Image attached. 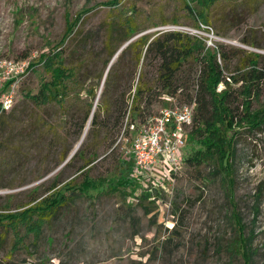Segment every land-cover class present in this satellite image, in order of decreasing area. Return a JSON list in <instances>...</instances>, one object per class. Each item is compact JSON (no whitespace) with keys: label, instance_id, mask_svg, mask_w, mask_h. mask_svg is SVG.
I'll use <instances>...</instances> for the list:
<instances>
[{"label":"rangeland","instance_id":"rangeland-1","mask_svg":"<svg viewBox=\"0 0 264 264\" xmlns=\"http://www.w3.org/2000/svg\"><path fill=\"white\" fill-rule=\"evenodd\" d=\"M198 12L205 16L199 27ZM127 16L136 33L118 43L107 62L106 46L117 45L109 27ZM157 30L212 34L232 57L230 73L254 54L264 69V0H0V69L11 62L18 70L12 75H21L11 106L0 112V212L25 209L33 197L52 192L64 199L38 237L20 224L22 243L11 253L8 233L0 264H245L234 212L244 227L248 264H264V126L241 129L236 137L231 197L211 162L190 167L184 160L177 169L158 165L151 179L134 176L128 149L140 124L131 113L119 133L84 138L81 154L65 162L82 135H76L80 118L89 104L94 109L99 103L110 61L131 41ZM75 35L90 37L85 61L65 63L77 67L75 84L63 102L36 105L25 93L35 94L50 79L40 55L67 47ZM130 57L126 52L117 67L127 71ZM198 70L184 72L191 93ZM163 98L153 103L151 116L175 105ZM262 105L264 89L252 99V109ZM199 147L186 137L184 158Z\"/></svg>","mask_w":264,"mask_h":264},{"label":"trees","instance_id":"trees-1","mask_svg":"<svg viewBox=\"0 0 264 264\" xmlns=\"http://www.w3.org/2000/svg\"><path fill=\"white\" fill-rule=\"evenodd\" d=\"M213 1L209 0V3ZM187 8L189 12L194 13L189 5ZM204 17L203 12L195 15L198 27L197 22H201ZM72 30V27L69 28L67 34ZM136 30L134 22L128 16L121 22L112 23L109 32L116 33L117 45L110 48L106 46L107 62L118 43L134 36ZM89 38L84 36L80 39L75 35L67 47L59 46L40 55L39 59L50 79L43 81L35 94L26 92L25 96L38 106L63 102L70 90L69 86L75 84L77 76V67L69 65L77 66L76 62L82 64L85 61V45ZM224 48L225 46L217 44L215 50L205 49L201 39L180 30H157L152 34L141 35L128 43L118 59L112 63L101 89L99 103L94 109L92 104L88 105L77 124L76 135L80 136L83 132L91 113L85 140L99 136L103 131L119 133L128 113H131L133 121L137 119L138 124L145 122L152 115L153 103L164 100L163 97H173L178 104L194 102L193 123L185 136L189 140L197 141L200 147L184 160L190 167L213 163L222 174V182L227 185L226 189L231 197L234 180L232 158L236 137L241 129L252 130L264 126V105L256 110L252 109V99H256L264 89V69L257 66L259 54H254V58L241 61L239 68L230 73L232 57L226 55ZM126 52L131 53V57L129 67L124 71L117 66L122 64L121 58ZM66 62L69 63L68 66L65 65ZM140 63L141 69L137 73ZM32 66L33 64H30L28 67ZM196 67H199V70L195 84L192 83L194 92L191 93L190 83H187L189 79L184 76V72L188 70L191 75L192 71H196ZM227 71L229 73L226 75ZM136 74L138 77L134 83ZM219 84L224 85L220 90ZM232 84L238 85L237 88L232 89ZM92 93L91 91L90 94ZM238 101L240 110L236 105ZM83 148L84 142L71 159L79 156ZM89 162L91 160L79 166L78 170H82ZM55 184H52L53 188ZM259 193L261 188L258 189L257 197ZM63 202L61 192H52L41 198L33 197L28 202L32 204L25 209L0 212V249L5 245L9 232L13 237L10 253L22 243L20 224L27 232H32L35 238L38 237L43 224L49 218L51 220ZM231 203L234 204L233 201ZM233 218L238 231L239 252L244 257L245 264H248L244 227L235 212Z\"/></svg>","mask_w":264,"mask_h":264},{"label":"built area","instance_id":"built-area-1","mask_svg":"<svg viewBox=\"0 0 264 264\" xmlns=\"http://www.w3.org/2000/svg\"><path fill=\"white\" fill-rule=\"evenodd\" d=\"M204 27L210 29L209 26ZM190 33L204 41L205 49L217 48V39L212 34L201 38L199 30H192ZM19 69L20 74H23L24 70ZM14 71L18 70L11 62H8V69H0V110L11 106L18 89L21 75L13 76ZM6 81L10 82L3 90ZM167 99L174 101L175 105L164 106L157 114L147 118L131 139L128 155L132 159V173L136 177L147 174L151 179V173L158 165L177 169L184 161L185 135L187 128L193 123L195 105L194 102L178 105L175 98Z\"/></svg>","mask_w":264,"mask_h":264},{"label":"water","instance_id":"water-1","mask_svg":"<svg viewBox=\"0 0 264 264\" xmlns=\"http://www.w3.org/2000/svg\"><path fill=\"white\" fill-rule=\"evenodd\" d=\"M113 59H114V58H113ZM113 59L110 61L109 66H108V68L106 69V71L109 70V67H110V65H111V63H112V61H113ZM91 117H92V113H91V115H90V117H89V119H88V121H87V123H86V125H85V127H84V130H83V132H82V135H81V137H80L78 143H77L76 146L73 148V150H71V152L68 154V156H67L65 162H67L68 160H70V159L72 158V156L76 153V151L78 150L79 146L81 145V143H82L83 139L85 138L86 133H87V131H88V128H89V125H90V121H91Z\"/></svg>","mask_w":264,"mask_h":264},{"label":"bare ground","instance_id":"bare-ground-1","mask_svg":"<svg viewBox=\"0 0 264 264\" xmlns=\"http://www.w3.org/2000/svg\"><path fill=\"white\" fill-rule=\"evenodd\" d=\"M76 146V145H75Z\"/></svg>","mask_w":264,"mask_h":264}]
</instances>
